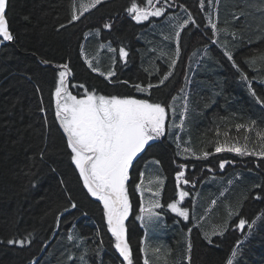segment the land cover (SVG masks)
<instances>
[{
    "label": "trees",
    "instance_id": "obj_1",
    "mask_svg": "<svg viewBox=\"0 0 264 264\" xmlns=\"http://www.w3.org/2000/svg\"><path fill=\"white\" fill-rule=\"evenodd\" d=\"M205 1L201 9L199 0H175L164 16L137 23L126 11L132 0H103L79 21L69 23L73 2L79 9L89 0H11L9 23L15 40L0 45V240L4 241L0 243V264L31 261L71 264L67 260L69 252L78 256L96 246L101 250L99 254L89 253L90 264H127L115 250V239L107 231L102 202L83 187L78 169L70 160L66 137L54 116V84L58 82V66L63 63H68L71 69L70 81L74 79L106 95L150 98L163 103L169 111L168 135L151 142L152 147L138 157L130 173L132 213L126 225L133 264H144L143 241L147 238L146 227L136 219L141 198L138 189L134 191V184L140 182L139 174L146 173L152 160L160 162L154 175L165 177L162 216L168 223L181 221L166 207L167 202L178 199L174 196L175 173L180 164L188 165L186 179L199 184L196 189L190 183L188 190L192 194L184 206L198 204L191 215L194 220L207 214L201 227H193L190 222L187 226H179L176 221L170 224L168 237L159 243L160 253L157 258L151 256L155 264H189L186 259L189 240L191 264H227L238 241H243L242 255L234 264H264V222L257 220L251 233L247 228L241 232L235 227L240 218L249 221L258 216L264 218V160L226 151L215 153L218 140L232 143L239 137L243 143L245 130L237 132L235 125H249L253 121V132L248 133L249 147L259 146L255 132L264 131V104L252 95L249 83L256 95L264 99V14L250 7L258 0H219L218 12L209 0ZM137 2L146 4V0ZM181 6L191 13L195 24L189 23L181 31L180 56L175 68L170 69L168 56L176 45L165 36H170L174 25L182 22ZM241 10L246 15L232 21V14ZM206 13H215L213 20L219 28L228 21L229 31L215 33ZM105 23H111L112 28L105 29ZM60 24L67 27L60 28ZM97 29L102 33V43H112L117 50L124 47L129 52L127 63L118 53H112L104 65L105 71L101 70L107 72L113 67V59L116 61L112 83L99 72H93L83 58V52L88 59L98 55V48L87 42L89 33ZM232 31H236L235 37L230 34ZM226 51L232 52L238 68L227 59ZM168 71H172V76L151 89L150 96L136 91L135 84L157 85ZM241 73L248 79H241ZM185 101L186 114L180 111ZM40 107L46 112H40ZM181 118H185V128H173L172 122L178 125ZM46 137L50 151L41 161L36 153L44 146ZM185 147L201 158L190 155L185 158L182 152ZM203 151L212 155L204 158ZM221 160L229 161L223 170L219 169ZM50 166L56 171H50ZM229 180L233 182L229 184ZM256 184L261 188H255ZM69 195L78 208L60 215L68 206ZM212 200L217 201L216 205L211 204ZM229 208L238 210L239 215L231 218L224 235L212 236L213 243L209 244L205 232L223 225ZM188 228H192L190 236ZM30 233V245L6 243L10 238H25ZM68 235L76 239L69 241Z\"/></svg>",
    "mask_w": 264,
    "mask_h": 264
},
{
    "label": "snow or ice",
    "instance_id": "obj_2",
    "mask_svg": "<svg viewBox=\"0 0 264 264\" xmlns=\"http://www.w3.org/2000/svg\"><path fill=\"white\" fill-rule=\"evenodd\" d=\"M103 0H89L87 5H81L77 8L75 2L72 4V14L69 19V23L79 21L85 12L91 8H95L101 4ZM210 6L218 12L217 5L219 0H209ZM175 0L170 3L169 0H146V6H141L137 0H132L131 5L126 9L128 15L135 20L137 23L149 21L152 17H162L165 15L167 8L173 7ZM160 5V6H156ZM199 6L201 9L205 7V0H199ZM183 7V6H181ZM255 11L264 14V0H258V2L250 5ZM12 10L11 0H0V45L5 42H12L15 40L13 32L10 30V17L9 13ZM187 12V9H184ZM215 13H206L208 16V23L215 33L229 31V22L225 21L223 28L218 27V23L214 22L213 15ZM246 15L244 10L234 12L232 14V21L240 19V16ZM28 20L29 17H24ZM169 19H173L170 17ZM218 20V15H217ZM189 23L195 24L191 13H188V18L183 19L182 22H178L173 27V32L170 36H165L166 40L175 41V50L171 55L168 56L169 68L174 69L177 63V59L180 56V40L181 31L189 25ZM60 28H66L65 24H60ZM105 29H111V23H105L103 25ZM99 34V29H97ZM233 37L236 36V31L230 33ZM222 46L227 47L226 43H222ZM104 48V45H100ZM108 51L116 52L117 49L112 48L108 45ZM207 54V53H205ZM165 55V53H161ZM225 55L227 59L233 63L234 67H239L233 60L231 51H226ZM119 56L122 58L124 63H127L129 52L124 48H119ZM86 62L89 68L93 72H99V74L105 77L109 82H112V77L116 75L114 71L115 60L113 59V67L110 68L106 73L102 72L99 67L94 66L92 59H87ZM49 63V61H44ZM58 82L54 84V96H55V111L54 116L59 122V126L62 129V133L66 137V147L70 149V160L74 164L75 168L78 169L79 177L82 178L83 187L87 189V192L95 197L98 201L102 202V212L107 222V231L114 237L115 250L118 251L119 256L126 261L127 264H133V252L128 239V227L126 221L129 220V216L132 213V204L129 197V181L130 173L134 169V162L137 161L141 154L145 153L146 150L152 147L151 142H155L162 137L168 135V128L166 123L169 119V111L166 106L158 101L151 100L150 98H136L135 96H120V95H104L99 94L95 90L89 91L84 85H79L84 90L82 96L73 95L68 89V77L71 75V69L68 63H63L58 66ZM172 76V71H168L162 78L159 79L157 85L148 83L146 86L135 84L136 91L141 93H148L151 95L150 90L154 87L163 85L165 81ZM241 79L247 80V75L241 73ZM127 84L128 81H122ZM39 91V89H37ZM249 90L256 100L264 104V99L256 95V92L251 89L249 83ZM183 91V89H181ZM175 100V97H173ZM40 112H46V109L40 107ZM173 115L175 109L172 110ZM185 114L188 112L187 101L184 104ZM255 122H250L249 125L236 124L235 129L239 132L241 129L245 130L244 142H239V137H236V142L229 143L227 140L220 142L219 140L215 144V153L231 152L236 153L239 156H255L264 160V131L255 132L257 138L256 143L258 147H249V136L248 133L253 132V126ZM173 128H185V118H181L179 124L175 122L172 124ZM217 130V135H219ZM229 133L225 132L224 136L228 137ZM177 139H179L177 137ZM44 146L36 153V156L43 161L48 155L50 149L47 143V137L43 142ZM177 148L180 145L177 144ZM182 152L187 158L189 155L200 159L201 156H197L191 148L185 147ZM202 157L207 158L212 155L208 151L202 152ZM156 164L160 162L155 161ZM229 164L228 160H221L219 163V169L223 170L225 166ZM179 169L175 173V189L174 196H178V199H173V202H167L166 207L170 209L172 213H175L178 217H182L183 221H190L189 206H181L186 198L192 193L190 190H185L182 185H188L193 183L190 179L185 178V170L188 168L187 164H180ZM50 171L55 172L56 168L50 166ZM39 180V176L32 173ZM141 182L134 184V191L140 190L141 198L144 196L143 185V173L139 174ZM233 181L229 180L231 184ZM63 183V181H61ZM155 183V190L153 187H148L147 191L151 194V198L147 201V204L142 201L139 206L140 215L136 219L141 220L145 226L158 227L162 223V210L165 208V204L161 203V192L164 187V179L157 177ZM32 186H35L30 181ZM193 187L195 184L193 183ZM255 188H261L260 184L254 185ZM196 195H199L197 193ZM259 199V195L256 196ZM68 206L64 207L60 215L63 212L69 211V209H77L78 204L72 200L71 196L67 197ZM217 201L212 200L211 204L216 205ZM191 204V201L189 202ZM86 215V213H84ZM238 216L239 211L229 208L228 219L223 225H219L213 228L211 232H205V239L209 244H212V236H222L228 231L229 221L233 216ZM257 220L264 218L258 216L252 220L240 218L235 225L237 229L244 232L247 228L248 232L253 231L254 226L257 224ZM179 222V221H177ZM59 223V219H57ZM198 226L197 223L193 224V227ZM188 235L190 236L192 228H188ZM67 239L73 241L76 239L74 235H68ZM247 239V237H245ZM0 243L4 241L0 240ZM8 245H18L25 247L32 243L31 233L25 238H10L6 241ZM102 243V241H101ZM243 241H238L236 249L231 252V258L227 260V264H234V261L238 256L242 255V248L240 245ZM47 247V245H45ZM73 247H76L74 244ZM191 249L192 244L189 240L187 244V252L189 255L186 256L189 264H191ZM100 247L96 246L93 249H86L81 252L78 256H73L69 252L67 260L71 264H90L89 253L99 254ZM159 252V249H156ZM30 264H38L37 261H31ZM144 264H149L147 259L144 260Z\"/></svg>",
    "mask_w": 264,
    "mask_h": 264
},
{
    "label": "rangeland",
    "instance_id": "obj_3",
    "mask_svg": "<svg viewBox=\"0 0 264 264\" xmlns=\"http://www.w3.org/2000/svg\"><path fill=\"white\" fill-rule=\"evenodd\" d=\"M87 4L88 3H85L84 5H87ZM141 6H146V4H143V5L141 4ZM156 6H160V5H156ZM181 9H182L181 20L187 19V15L188 14H186V13H188V12H185L184 11V9H185L184 7H181ZM89 11H91V9H89ZM172 31H173V28H172L171 32ZM100 35H102V33L100 32V30H99V34H97V30H95V31L90 32L89 35H88L89 36L88 37L89 39H88L87 42L90 43L89 44L90 47H92V45H93L94 47H97L98 48V50H97L98 55L89 56V58L93 60L94 66H97V67L100 68V70L105 71L104 70V65H106V63L109 62V58H110L111 54L114 53V52L108 51V47L107 46L108 45H111L112 48H114V47H113L112 43L111 44L110 43H102L100 41ZM100 45H104L105 47L104 48H101ZM116 52H119V50H117ZM86 58H85V60H86ZM115 64H116V61H115ZM115 64H114V71H115ZM183 110H184L183 107L180 108V111L182 113H183ZM172 124H173V122H172ZM155 161H157V160H152V163H150L151 165L148 167L146 173H144V175L142 177V180H143L142 187L144 188V197H145L144 200H143V202L145 203V205L147 204V201L151 198V194L147 191V188L148 187H153V190H155V183L154 182L156 181L157 177L159 176V175H154V169H155V166L157 165L155 163ZM159 165H160V163H159ZM152 176H154V177H152ZM161 178L164 179L163 176H161ZM145 180L146 181L149 180V182H146ZM164 181H165V179H164ZM193 183H191L192 186H193ZM198 186H199V184H198ZM198 186H197V184H195V187H193V188H196L197 189ZM196 194L194 196H196ZM185 204H186V202H185ZM169 211L171 212L170 209H169ZM161 220H162V223H160L159 226L158 227H155V228L145 226V224L143 223L144 226L146 227V231H147V238H146V242H145V255H146V258L145 259H147L149 261V264H155V262L152 260L151 256L157 258V255L160 253V250H159V252H157L156 249H160L159 248L160 241L162 239H164V237H166V236L168 237L169 226H170V224H172V223H174L176 221L175 220L172 223H168L167 219L165 217L163 218V216L161 217ZM166 222H167V225H165ZM175 223L177 225H179V226L180 225L187 226V225L182 224L181 222H177L176 221ZM160 257L161 256H159V258Z\"/></svg>",
    "mask_w": 264,
    "mask_h": 264
},
{
    "label": "flooded vegetation",
    "instance_id": "obj_4",
    "mask_svg": "<svg viewBox=\"0 0 264 264\" xmlns=\"http://www.w3.org/2000/svg\"><path fill=\"white\" fill-rule=\"evenodd\" d=\"M79 85H84L83 83H79L77 81H75L74 79L72 81H70V84L68 83V89L69 91L73 94V95H77L82 96L84 90L82 88L79 87ZM85 87H88L87 85H84ZM79 90H82L81 92H79ZM90 91V90H89ZM153 100V99H151Z\"/></svg>",
    "mask_w": 264,
    "mask_h": 264
},
{
    "label": "crops",
    "instance_id": "obj_5",
    "mask_svg": "<svg viewBox=\"0 0 264 264\" xmlns=\"http://www.w3.org/2000/svg\"><path fill=\"white\" fill-rule=\"evenodd\" d=\"M144 198L145 197L143 196L142 201L144 200ZM197 207H198L197 203H192L191 207L189 208L190 216L192 215L193 210L197 211ZM206 218H207V214L205 212V214L201 217V219L195 220V221H193V223H197V221H198V226L197 227H201V226H203L205 224Z\"/></svg>",
    "mask_w": 264,
    "mask_h": 264
},
{
    "label": "water",
    "instance_id": "obj_6",
    "mask_svg": "<svg viewBox=\"0 0 264 264\" xmlns=\"http://www.w3.org/2000/svg\"><path fill=\"white\" fill-rule=\"evenodd\" d=\"M119 254V253H118ZM122 258V257H121ZM123 259V258H122ZM126 262V261H125ZM127 263V262H126Z\"/></svg>",
    "mask_w": 264,
    "mask_h": 264
}]
</instances>
